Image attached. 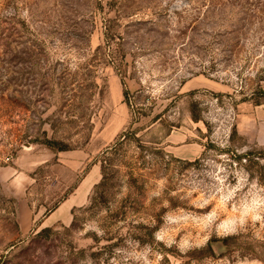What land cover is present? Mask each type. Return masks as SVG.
I'll return each instance as SVG.
<instances>
[{"label":"rangeland","instance_id":"1","mask_svg":"<svg viewBox=\"0 0 264 264\" xmlns=\"http://www.w3.org/2000/svg\"><path fill=\"white\" fill-rule=\"evenodd\" d=\"M260 88L264 0H0V264H264Z\"/></svg>","mask_w":264,"mask_h":264},{"label":"trees","instance_id":"2","mask_svg":"<svg viewBox=\"0 0 264 264\" xmlns=\"http://www.w3.org/2000/svg\"><path fill=\"white\" fill-rule=\"evenodd\" d=\"M107 42L108 45H110V42H114L115 39L117 38L115 33H111V29L109 31V33H107ZM109 48V46H108ZM99 50V49H98ZM115 53L114 51H112L111 55L113 56ZM117 59H121V56L119 54H116L113 56V62H116ZM256 98H261L264 97V91L260 88L257 93L255 94ZM125 97L126 99H128V93L125 92ZM44 147H46L47 149H49L52 152H66L68 151V147L66 144H64L63 142L60 141H52L49 139H46L44 142L41 143ZM108 182V178L107 175L105 174L104 171V178H103V182L100 185V187H102V191L100 192L98 198L96 199L97 201L101 198H103V195L105 193V187L107 185ZM59 205V203L52 209H50V213L53 212V210H55L57 208V206ZM158 225L155 227H150L146 229V232H143L142 230H133L130 233V237L131 239H133L135 242H138L139 244H148V243H153L154 242V236H155V232L158 230ZM52 232L51 228H45L43 229L37 236L38 237H45L47 236L49 233ZM113 247V245L111 246Z\"/></svg>","mask_w":264,"mask_h":264},{"label":"crops","instance_id":"3","mask_svg":"<svg viewBox=\"0 0 264 264\" xmlns=\"http://www.w3.org/2000/svg\"><path fill=\"white\" fill-rule=\"evenodd\" d=\"M11 174H12V172L11 171H9V170H7V169H5L3 172H2V176H3V178L4 179H9L10 177H11ZM50 218H51V216H50ZM49 218V219H50ZM48 219V220H49ZM48 220H46V221H48ZM59 219H57V221H58ZM57 221H55V222H57Z\"/></svg>","mask_w":264,"mask_h":264}]
</instances>
